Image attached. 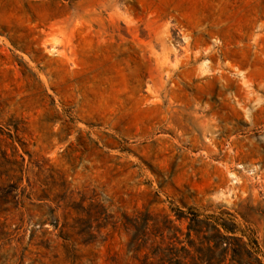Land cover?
I'll use <instances>...</instances> for the list:
<instances>
[{"label": "rangeland", "instance_id": "obj_1", "mask_svg": "<svg viewBox=\"0 0 264 264\" xmlns=\"http://www.w3.org/2000/svg\"><path fill=\"white\" fill-rule=\"evenodd\" d=\"M173 246L264 264V0H0V264Z\"/></svg>", "mask_w": 264, "mask_h": 264}, {"label": "trees", "instance_id": "obj_2", "mask_svg": "<svg viewBox=\"0 0 264 264\" xmlns=\"http://www.w3.org/2000/svg\"><path fill=\"white\" fill-rule=\"evenodd\" d=\"M144 231V230H143ZM141 239V238H139ZM138 240V238H137ZM144 238H142V242H146ZM138 244V243H137ZM143 244V243H142ZM142 244H138V249L139 247H141ZM215 245L214 246H210L208 245V249L209 250H213L215 249ZM173 249H176L175 257L174 258H168L167 261L164 258L160 259V263L158 264H165L166 262H168V264H221L222 262L225 261L224 259H216L214 257H198L196 255H192L191 251L188 250L185 246H182L181 248H177L176 246H173ZM180 252H183V254L181 255ZM152 254H155V252H152ZM154 256H151L150 254H147V264H155V262L153 260H151ZM232 264V263H230Z\"/></svg>", "mask_w": 264, "mask_h": 264}]
</instances>
